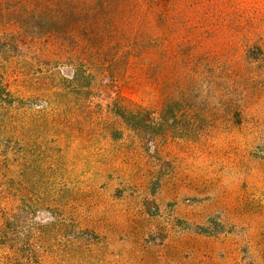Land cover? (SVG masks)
I'll use <instances>...</instances> for the list:
<instances>
[{
	"label": "rangeland",
	"instance_id": "rangeland-1",
	"mask_svg": "<svg viewBox=\"0 0 264 264\" xmlns=\"http://www.w3.org/2000/svg\"><path fill=\"white\" fill-rule=\"evenodd\" d=\"M0 75V264H264V0H0Z\"/></svg>",
	"mask_w": 264,
	"mask_h": 264
},
{
	"label": "trees",
	"instance_id": "trees-1",
	"mask_svg": "<svg viewBox=\"0 0 264 264\" xmlns=\"http://www.w3.org/2000/svg\"><path fill=\"white\" fill-rule=\"evenodd\" d=\"M15 99H13L12 95L9 93L7 88L5 87V84L3 82V78L0 75V109L4 107H14ZM11 220V217L7 218V221L9 222ZM5 221V222H7Z\"/></svg>",
	"mask_w": 264,
	"mask_h": 264
}]
</instances>
